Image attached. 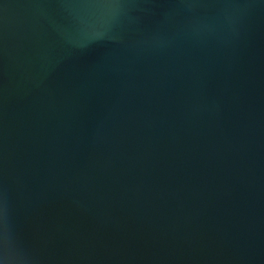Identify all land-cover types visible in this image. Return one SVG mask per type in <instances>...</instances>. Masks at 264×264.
Returning a JSON list of instances; mask_svg holds the SVG:
<instances>
[{
	"label": "water",
	"instance_id": "water-1",
	"mask_svg": "<svg viewBox=\"0 0 264 264\" xmlns=\"http://www.w3.org/2000/svg\"><path fill=\"white\" fill-rule=\"evenodd\" d=\"M0 264H264V0H0Z\"/></svg>",
	"mask_w": 264,
	"mask_h": 264
}]
</instances>
